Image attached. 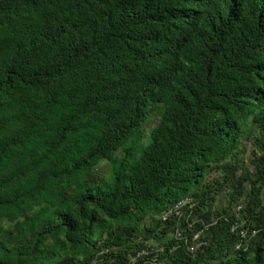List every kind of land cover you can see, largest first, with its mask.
<instances>
[{
  "label": "trees",
  "instance_id": "obj_1",
  "mask_svg": "<svg viewBox=\"0 0 264 264\" xmlns=\"http://www.w3.org/2000/svg\"><path fill=\"white\" fill-rule=\"evenodd\" d=\"M0 264H264V0H0Z\"/></svg>",
  "mask_w": 264,
  "mask_h": 264
},
{
  "label": "rangeland",
  "instance_id": "obj_2",
  "mask_svg": "<svg viewBox=\"0 0 264 264\" xmlns=\"http://www.w3.org/2000/svg\"><path fill=\"white\" fill-rule=\"evenodd\" d=\"M157 117H158V113H152L147 119L146 121L143 123V127L146 131V134L148 133L149 129L154 126V124L157 121ZM244 156L246 158H248V152L244 154ZM95 169L98 172H103L104 174H107L110 170V165L106 160H101L98 165H96Z\"/></svg>",
  "mask_w": 264,
  "mask_h": 264
},
{
  "label": "built area",
  "instance_id": "obj_3",
  "mask_svg": "<svg viewBox=\"0 0 264 264\" xmlns=\"http://www.w3.org/2000/svg\"><path fill=\"white\" fill-rule=\"evenodd\" d=\"M190 200H191L190 198H183L181 201L177 202V204L175 205V208H177V207H179V206H181V205H183V204H185V203H190V202H191ZM191 205H192V204H191ZM239 207H240V206H237V209H238ZM196 237H197V235H194V236H193V239H196ZM188 248H189L190 251H193L194 248H195V244H191V245H189Z\"/></svg>",
  "mask_w": 264,
  "mask_h": 264
}]
</instances>
